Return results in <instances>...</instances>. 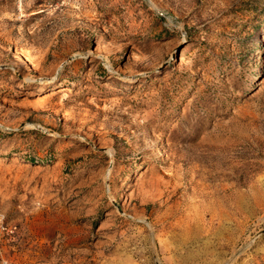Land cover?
Here are the masks:
<instances>
[{"label":"rangeland","instance_id":"rangeland-1","mask_svg":"<svg viewBox=\"0 0 264 264\" xmlns=\"http://www.w3.org/2000/svg\"><path fill=\"white\" fill-rule=\"evenodd\" d=\"M0 264H264V0H0Z\"/></svg>","mask_w":264,"mask_h":264},{"label":"bare ground","instance_id":"bare-ground-1","mask_svg":"<svg viewBox=\"0 0 264 264\" xmlns=\"http://www.w3.org/2000/svg\"><path fill=\"white\" fill-rule=\"evenodd\" d=\"M198 218V217H197Z\"/></svg>","mask_w":264,"mask_h":264}]
</instances>
